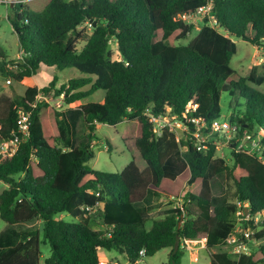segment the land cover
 I'll return each instance as SVG.
<instances>
[{
    "label": "trees",
    "instance_id": "obj_1",
    "mask_svg": "<svg viewBox=\"0 0 264 264\" xmlns=\"http://www.w3.org/2000/svg\"><path fill=\"white\" fill-rule=\"evenodd\" d=\"M210 1L49 0L41 11L14 6L13 27L29 55L21 70L8 72L12 80L34 76L41 66L76 68L84 76L59 84L54 75L17 98L0 94V142L17 130V107L27 108L40 92L52 98L65 93L66 105L77 104L86 138L74 148L63 147L59 110L44 100L33 109L29 137L12 157L0 158V180L8 185L0 193V217L9 225L38 219L43 228L11 229L17 243L0 248V264H119L100 261V248L116 246L127 248L131 264L165 248L171 249V263L180 264L187 250L182 242L200 239L206 240L212 264H264V243L249 254L231 255L235 245L226 240L236 229L237 203L213 195L211 186V179L226 171L237 201L252 214L264 209V163L244 147L238 150L245 132L264 131V92L255 87L264 83V74L241 76L230 64L236 53L232 37L264 50V0H213L219 27L204 18L197 35L179 43L195 25L177 15ZM89 23L91 34L82 28ZM98 90L105 91L103 102L85 101ZM223 92L235 97L227 119L240 127L228 146L231 165L216 155L212 141L199 150L186 137L178 141L168 130L163 136L154 132L147 112L183 119L191 104L190 116L212 121L221 117ZM122 122L131 161L120 172L87 166L95 157L97 125ZM261 139L264 144V133ZM186 185L183 205L147 229L150 194L179 197ZM186 202L198 206L197 215ZM64 212L79 220L55 217ZM92 219L103 229L91 228ZM250 226L251 239H264V222ZM42 242L50 246L44 261Z\"/></svg>",
    "mask_w": 264,
    "mask_h": 264
},
{
    "label": "rangeland",
    "instance_id": "obj_2",
    "mask_svg": "<svg viewBox=\"0 0 264 264\" xmlns=\"http://www.w3.org/2000/svg\"><path fill=\"white\" fill-rule=\"evenodd\" d=\"M49 0H36L27 4L28 9L41 11ZM15 8L11 5L5 3H0V94L5 93L12 95L14 97H19L25 93L27 86L34 84V78H25L23 81L12 80V77L8 72H17L21 70V65L25 62L27 57L21 47L18 39L17 32L13 27ZM203 25V20H199L195 23V29L186 38L179 41V43L186 44L193 37H195ZM86 28L88 33H92V26L89 24H84L82 28ZM236 45V53L231 59V66L235 69L236 74L241 76H248L250 73H254L256 76L264 74V50L258 48L251 43L243 40L239 37H232ZM85 45L84 41L78 43V49H82ZM111 51L113 56H118V47L115 40L111 42ZM52 73V74H50ZM56 75L58 77L59 84L66 83L69 79L83 77L84 74L76 68H67L65 70H56L55 68H48L46 66H41L37 76L40 82H49L51 77ZM11 79V83H7L6 80ZM260 91L264 92V83L257 86ZM105 98V91L98 90L94 92L91 96L87 97L86 102H103ZM235 101V97L229 92L222 93L221 99V118H227L232 112L229 107V102ZM66 114L69 115L66 118ZM58 121L63 131V139H71L68 146L69 148H74L79 142L85 140L86 138V125L84 124L83 115L81 110L78 108L77 104L66 105L62 109H59ZM126 128V122H122L116 126H111L107 123H99L97 125V138L93 142V147L95 150V157L86 163L87 166L104 171V172H120L123 168L131 161L132 155L126 149L123 140L121 138ZM61 145L66 148V143L61 142ZM217 156L224 157L227 164L231 165V150L229 147H221L217 149ZM212 193L213 195H227L230 202H237L235 197L236 186L228 173L223 171L218 173L211 179ZM8 185L0 180V193L6 189ZM153 187V186H152ZM151 187V188H152ZM186 185L185 191L189 188ZM158 197L150 194L147 204H152V210L148 214V220L145 223L147 229H150L153 225L154 220L162 219L169 213L173 212L175 206L181 207L185 202L183 196L181 197ZM146 203L143 202L142 205ZM140 205V204H138ZM186 205L190 208L192 213L198 214L199 208L196 204ZM57 219L63 218L66 221L79 220L78 218H73L71 214L64 212L59 213L55 216ZM239 217L236 215V228H241L245 226V222L241 223ZM93 229H103L100 220L92 219L90 223ZM16 230H28V229H39L42 231L43 222L41 220H32L29 222H23L15 225H9L0 217V248H8L17 243L10 231L11 229ZM236 230V229H235ZM238 230L237 232H239ZM264 243V239L255 240L251 239L248 242V247L254 248L260 244ZM192 250H186L185 254L181 259L180 264H212L211 263V252L206 242H201L197 244H191ZM42 250V260L44 261L50 255V246L46 242L41 243ZM170 248H165L158 251L155 255L145 257L138 261L137 264H175L170 261ZM231 255L236 257V255ZM100 261L101 263H119V264H131L127 258V248L116 246L112 250L99 249ZM237 258V257H236Z\"/></svg>",
    "mask_w": 264,
    "mask_h": 264
},
{
    "label": "built area",
    "instance_id": "obj_3",
    "mask_svg": "<svg viewBox=\"0 0 264 264\" xmlns=\"http://www.w3.org/2000/svg\"><path fill=\"white\" fill-rule=\"evenodd\" d=\"M33 1L36 0H0V3H5L7 5L14 3L16 6L27 5ZM212 9L213 0L200 6L194 12L178 14L176 18L183 19L187 23H193L194 25L197 21L208 18L209 23L218 28L219 22L213 14ZM89 25L91 24L89 23ZM23 53L26 56L29 55L25 50ZM7 83H11V79H8ZM64 97L65 93H61L58 98H52L40 92L34 101L28 103L27 108L18 106L17 130L12 138L0 142V158L12 157L18 151L20 143L29 137L32 125V111L38 106L40 101L44 100L59 110L64 106ZM190 107H192L191 104H189L188 108L183 112V119L171 113L154 114L147 112V116L157 136H163L165 131L168 130L175 135L178 141L183 137L190 139L199 150L206 149L210 141L216 145L217 149L228 147L231 140L239 134L240 127L238 123L231 122L227 118L221 117L212 121H207L200 117L190 116ZM263 133V130H260L257 134L245 132L242 139L238 137V140L241 139L238 150L244 147L247 153L256 155L258 159L264 163V144L261 139ZM184 195L185 193H182L181 197L183 196L184 198ZM236 203L238 207L236 215L239 217V221L241 223L248 222V226L236 228L226 241L231 245H235L232 252L238 258L242 253H251L252 248L248 247V242L251 240L255 229L250 226V224L252 223L254 226L259 227L264 222V209L258 213L252 214L242 202L237 201ZM238 230L240 231L237 232ZM201 242L204 243L206 240H185L182 242V247L191 251V244ZM141 253L144 254V251H141Z\"/></svg>",
    "mask_w": 264,
    "mask_h": 264
},
{
    "label": "crops",
    "instance_id": "obj_4",
    "mask_svg": "<svg viewBox=\"0 0 264 264\" xmlns=\"http://www.w3.org/2000/svg\"><path fill=\"white\" fill-rule=\"evenodd\" d=\"M48 68H50V67H48ZM57 70V69H56ZM50 74H52V73H50ZM31 77H33L34 78V84H32L31 86H41V84H43V82H40V81H38L39 80V78H38V76H37V74L36 75H34V76H31ZM31 77H29V78H31ZM7 81V80H6ZM23 81V80H22ZM27 87H29V86H27ZM26 87V88H27ZM10 96H12V95H10ZM81 110V109H80ZM82 112V111H81ZM69 117V115H67L66 114V118H68ZM70 118V117H69ZM84 120V119H83ZM85 124V123H84ZM86 135V134H85ZM63 141L66 143V145L67 144H69V142L71 141V139L69 140V139H63ZM62 142V141H61ZM95 142V141H94ZM68 148V147H67ZM176 207V206H175ZM194 241H197V240H194ZM194 244H196V243H194Z\"/></svg>",
    "mask_w": 264,
    "mask_h": 264
},
{
    "label": "water",
    "instance_id": "obj_5",
    "mask_svg": "<svg viewBox=\"0 0 264 264\" xmlns=\"http://www.w3.org/2000/svg\"><path fill=\"white\" fill-rule=\"evenodd\" d=\"M10 5H11L12 7L15 6L14 3H11ZM181 223H182V221H180L179 226L181 225Z\"/></svg>",
    "mask_w": 264,
    "mask_h": 264
}]
</instances>
